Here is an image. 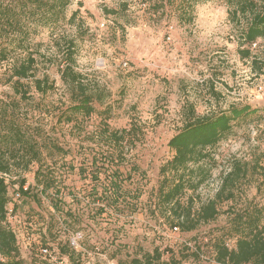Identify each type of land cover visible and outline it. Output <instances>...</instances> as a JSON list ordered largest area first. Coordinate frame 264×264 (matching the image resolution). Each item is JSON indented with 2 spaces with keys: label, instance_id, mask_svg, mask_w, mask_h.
<instances>
[{
  "label": "rangeland",
  "instance_id": "rangeland-1",
  "mask_svg": "<svg viewBox=\"0 0 264 264\" xmlns=\"http://www.w3.org/2000/svg\"><path fill=\"white\" fill-rule=\"evenodd\" d=\"M155 1L74 0L57 26L23 15L21 23L38 30L28 49L17 42L7 53L0 41V138L22 132L34 148L8 154L7 225L25 264H145L156 250L164 261L218 264L215 244L235 247V213L258 207L264 225V38L245 44L244 23L230 21L225 0L199 4L190 25ZM59 35L74 40L75 69L90 87L109 93L94 114L70 124L58 120L71 104L54 44ZM29 55L35 70L20 81L23 88L14 86L13 69ZM35 79L53 88L42 94ZM245 106L252 113L210 150L204 182L180 198L176 213L196 219L240 163L245 173L234 198L222 197L214 220L190 232L176 229L174 210L159 195L161 167L174 155L168 142L190 108L204 116ZM107 127L135 132L114 144ZM114 184L121 189L111 190Z\"/></svg>",
  "mask_w": 264,
  "mask_h": 264
},
{
  "label": "trees",
  "instance_id": "trees-1",
  "mask_svg": "<svg viewBox=\"0 0 264 264\" xmlns=\"http://www.w3.org/2000/svg\"><path fill=\"white\" fill-rule=\"evenodd\" d=\"M74 0H17L19 6L0 5V41L7 42V53L15 50L17 42L20 48L28 49V40L38 33L28 25L22 24L24 19L43 21L42 26H57L66 19V10ZM210 0H156L157 9L171 8L181 24L190 25L195 20V9L199 4ZM229 6L230 21L244 27L242 39L245 44L252 45L257 40L264 38V0H225ZM15 3V1H13ZM76 16V13L72 18ZM65 40V41H62ZM64 42V44H62ZM57 52L62 56L61 79L68 88L71 96L70 106L59 116V123L70 124L78 116L90 117L94 114L96 104H104L109 98V93L97 86L91 88L84 75L75 69L76 45L74 40L67 37L57 36L54 39ZM64 50V52H63ZM66 50V51H65ZM36 60L29 55L14 67L12 78L16 79L13 85L23 88L21 80L28 79L35 70ZM37 90L46 94L53 85L45 83L44 79H35ZM24 92V91H23ZM26 92L23 96H26ZM252 113L248 106L239 108L232 107L229 110L220 111L210 115H197L193 108L187 111L188 116L184 126L168 142L169 148L174 152L173 157L161 167L163 181L159 188L161 202L174 210L176 227L182 231L190 232L197 228L200 223H207L218 214L217 205L234 198V188L237 181L245 171L240 163H236L232 170L224 177L222 188L215 199L204 204L198 212L196 219H191V212L187 214L176 213L181 207L180 198L188 191L199 188L207 174L204 162L210 157V150L227 138L232 132L233 122ZM114 144H122L127 135H133L135 129H123L110 131ZM8 134V135H7ZM1 135L0 138V172L10 173L9 153H17L21 148L34 149L22 132L13 131ZM18 147V149H17ZM15 159V158H14ZM43 191L48 190L44 182L41 183ZM25 181L21 183V192L28 195V189L24 191ZM114 184L111 190L121 189ZM8 185L0 179V264H25L20 258L17 238L14 231L7 225L8 214ZM262 211L258 207H249L246 210L234 214L232 224L234 226L236 243L230 249L225 242L218 241L215 244V260L218 264H264V225ZM66 254L67 251L63 250ZM162 253L158 250L154 255L146 256L145 264H180L174 257L169 261L162 260Z\"/></svg>",
  "mask_w": 264,
  "mask_h": 264
},
{
  "label": "built area",
  "instance_id": "built-area-1",
  "mask_svg": "<svg viewBox=\"0 0 264 264\" xmlns=\"http://www.w3.org/2000/svg\"><path fill=\"white\" fill-rule=\"evenodd\" d=\"M11 178L12 177H11L10 173H2V172H0V179H3L6 183H8L11 180ZM25 189H27V188L25 187ZM41 253L44 256L51 257V253H50V250L48 248L41 249Z\"/></svg>",
  "mask_w": 264,
  "mask_h": 264
}]
</instances>
